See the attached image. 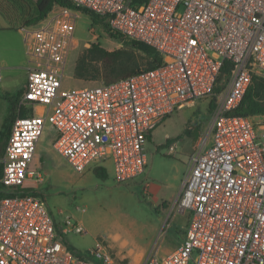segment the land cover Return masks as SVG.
<instances>
[{
	"label": "built area",
	"instance_id": "2783aa9c",
	"mask_svg": "<svg viewBox=\"0 0 264 264\" xmlns=\"http://www.w3.org/2000/svg\"><path fill=\"white\" fill-rule=\"evenodd\" d=\"M69 1L72 8L55 5L24 27L34 65L18 97L26 112L14 118L0 156V264H114L105 239L85 256L72 250L43 196L24 186L26 179L44 181L29 165L47 123L56 133L53 149L71 168L111 161L114 180L123 183L145 172L156 125L211 98L218 84L207 135L194 145L173 202L188 214L184 238L142 264H264V114L228 113L254 77L264 79V0ZM86 10L110 31L152 46L161 62L111 82L61 87L77 46L75 18ZM62 228L86 232L70 217Z\"/></svg>",
	"mask_w": 264,
	"mask_h": 264
},
{
	"label": "rangeland",
	"instance_id": "374dc122",
	"mask_svg": "<svg viewBox=\"0 0 264 264\" xmlns=\"http://www.w3.org/2000/svg\"><path fill=\"white\" fill-rule=\"evenodd\" d=\"M32 7L26 15H33V0H27ZM35 25V24H34ZM74 37L77 46L70 50L66 60L61 87H81L74 77V65L79 54L92 43L113 50L129 49L121 40L112 39L104 23L93 24L90 14L80 11L75 18ZM139 61L146 65V57L137 50H131ZM84 80V79H82ZM106 81L103 75L96 79L84 80L87 85ZM83 87V86H82ZM13 94V93H12ZM211 98L200 99L194 104L173 111L156 125L147 140L145 152L147 165L145 172L133 180L117 183L112 167L106 162L108 176L101 179L93 171L94 165L78 172L71 168L52 147L55 129L46 124L36 144L29 171L39 172L44 177L40 185L33 178L24 181V186L37 190L45 199L48 211L55 223L60 224L61 236L75 250L86 255L96 240L107 239L122 259L114 258V264H127L133 259L131 250L146 248L145 257L150 253H160L158 246L167 229L166 220L161 222L162 207L157 205L154 192L158 186L162 192L166 184L188 172V160L199 138H205L210 123L209 103ZM194 122L197 125L192 126ZM178 137V138H176ZM174 139L166 143V139ZM172 146L174 151H170ZM145 183L153 184L148 193L143 192ZM70 217L73 222L83 224L84 234L64 232L62 222ZM120 233L119 238L113 237ZM125 240L126 245L121 242ZM144 257V258H145ZM138 257H135L137 259ZM139 259L137 260V264Z\"/></svg>",
	"mask_w": 264,
	"mask_h": 264
},
{
	"label": "trees",
	"instance_id": "16d2710c",
	"mask_svg": "<svg viewBox=\"0 0 264 264\" xmlns=\"http://www.w3.org/2000/svg\"><path fill=\"white\" fill-rule=\"evenodd\" d=\"M33 1L34 14L26 15L25 18L23 12H26L27 14L32 8L27 0H0V13L10 22L11 26L29 27L43 19L54 5L66 6L69 8H72L73 6L69 0ZM85 12L91 15L93 24L104 23L102 18L95 13L88 10ZM104 25L108 35L112 39L121 40L129 49L118 48L108 50L102 47L99 43H92L77 57L74 65V77L84 80H92L103 75L106 79L104 82H111L122 77L133 75L143 69H151L161 62V55L152 46L143 42L127 39L120 33L110 31L106 23H104ZM131 50H137L146 57V65L144 67L139 65L140 63L138 59ZM225 74V69H223L218 77V83L224 78ZM220 90L221 85L218 84L214 88V95L211 96L209 113H211L215 106V95L219 93ZM20 93L21 91H17L13 94H5V98L9 104V112L0 132V156L2 155L14 118L17 115L22 116L24 114L18 106V97ZM228 113L242 116L264 114V79L254 77L239 105ZM194 125L196 126L197 122H194L192 126ZM150 139L151 134L148 135V140ZM173 140L174 139L167 138L166 143L169 144ZM93 171L96 176L101 179H105L107 176L103 166H95ZM0 194L3 193L0 192ZM8 195L13 194L8 193ZM68 245L72 250L76 251L69 243ZM77 254L83 256L78 252Z\"/></svg>",
	"mask_w": 264,
	"mask_h": 264
},
{
	"label": "crops",
	"instance_id": "0c3cea01",
	"mask_svg": "<svg viewBox=\"0 0 264 264\" xmlns=\"http://www.w3.org/2000/svg\"><path fill=\"white\" fill-rule=\"evenodd\" d=\"M26 50L27 39L24 27L11 26L10 22L0 13V132L4 126L9 112V104L5 98V94L16 93L17 91L22 92L26 83L28 68L34 65L33 59L27 54ZM77 85L82 87L86 86L87 84L84 82V80L78 78ZM21 112L25 113L26 109L22 107ZM106 162L112 167L111 161H105L103 166L104 168ZM105 171L108 176V171L106 168ZM182 182L183 180L178 178L177 180H174V182L166 184V190L164 192H162L160 186L154 190L156 196L158 195L156 199L157 205L162 207L161 222H163L165 219L167 224L166 232L158 246V251L162 253H158L159 255H166L172 252L181 243L185 235L188 223V214L186 212L177 211L173 204L179 190L181 189ZM36 184L40 185L41 183ZM145 184L147 190L145 193H148V188H153V184ZM57 226L60 231V224ZM113 237L119 238L120 233L114 234ZM105 240L111 247L113 257L122 259L123 255H120V253L114 250L113 245L111 242H109V240ZM97 241L99 240H96L95 244ZM121 244L126 245V241L123 240ZM73 248L75 249V247ZM131 252L133 254V259L127 264H137L136 262L138 259V264H142L145 257L146 248H141L140 250H131ZM135 257L138 258L135 259Z\"/></svg>",
	"mask_w": 264,
	"mask_h": 264
}]
</instances>
